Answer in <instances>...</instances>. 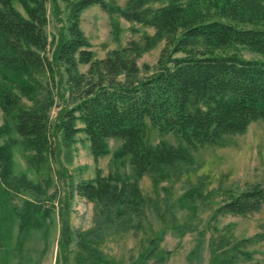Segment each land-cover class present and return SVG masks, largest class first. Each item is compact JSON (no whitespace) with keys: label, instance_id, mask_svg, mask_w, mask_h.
Instances as JSON below:
<instances>
[{"label":"trees","instance_id":"obj_1","mask_svg":"<svg viewBox=\"0 0 264 264\" xmlns=\"http://www.w3.org/2000/svg\"><path fill=\"white\" fill-rule=\"evenodd\" d=\"M61 1L67 11L66 34L48 59L43 30L47 0H0V110L12 123L11 127L5 121L0 125V247L8 243L15 219L20 233L41 227L39 220L44 219L35 216L36 205L24 204V211L18 213L10 203L19 180L12 173L11 147L17 142L9 137L11 131L31 153L28 162L34 167L54 158L59 149L54 146L57 136L68 158L76 135L82 134L94 164L108 154L107 140H119L113 157H127L132 171L131 179L116 172L102 176L97 168L91 179L66 176L69 195L90 203L91 217L82 232L61 229L62 241L73 240L99 260L101 255L87 242L100 243L143 216L137 184L148 169L190 166L189 150L219 145L224 138L243 133L250 123H264V0H126L124 8L102 0ZM147 3L160 6L144 8ZM92 5L152 28L154 33L143 36L142 47L130 41L103 58H94L78 28L80 13ZM162 39L165 44L153 70L139 79L128 55ZM234 46L256 58L230 52ZM77 65L86 70L79 73ZM58 70L70 92L51 126L48 109L52 103L44 92V79ZM14 91L31 106L22 108ZM43 92L46 101H38ZM146 124L159 134L178 136L182 145L163 141L151 145ZM21 179L25 190L40 192L38 185ZM200 196L191 189L177 202L192 215L194 198ZM226 196L216 213L242 216L264 205L260 186Z\"/></svg>","mask_w":264,"mask_h":264},{"label":"rangeland","instance_id":"obj_2","mask_svg":"<svg viewBox=\"0 0 264 264\" xmlns=\"http://www.w3.org/2000/svg\"><path fill=\"white\" fill-rule=\"evenodd\" d=\"M102 1L112 2L119 8H124L126 2ZM12 5L22 13L14 1ZM159 6L147 3L144 8ZM44 18V55L50 59L56 43L66 34L65 4L61 0H47ZM78 28L97 59L111 50L126 47L130 41L142 47L143 36L151 37L154 33L152 28L127 22L116 14L109 15L97 5L80 13ZM164 44V39L150 41L146 50L128 55L137 66L139 79L153 70ZM229 51L245 59L256 58L240 46L231 47ZM85 70L86 66L77 65L79 73ZM44 81V92L52 103L48 109L52 126L67 104L70 91L61 70ZM44 92L38 94V101H46ZM14 94L22 108L31 106L16 91ZM4 121L12 126L0 110V125ZM9 137L17 142L11 147V159L12 173L19 179L10 203L18 213L24 211V204L36 205L39 212L35 216H44V219H38L41 227L28 228L22 233L17 231L18 220H14L8 243L0 247V264H218L222 260H229L230 264H264V205L242 216L215 212L226 195L254 186L264 188V123H250L243 133L228 136L219 145L189 150L190 166H179L174 170L148 169L137 184L143 199V216L134 220L130 228L115 231L100 243L87 242L97 255H101L99 260L92 259L89 252L73 240L62 241L61 229L82 232L89 227L91 217V204L69 195L66 176L91 179L97 168L102 176L116 172L131 179L128 158L113 157L121 142L107 140L108 154L94 164L82 134L76 135L68 158L57 136L54 146L59 149L54 158L34 167L28 162L31 153L22 147L21 139L13 130ZM146 138L151 145L160 141L175 147L182 145L178 136L159 134L148 124ZM21 178L38 185L40 192L25 190L20 184ZM191 189L201 195L194 198L196 210L192 215L188 208H181L177 202Z\"/></svg>","mask_w":264,"mask_h":264}]
</instances>
